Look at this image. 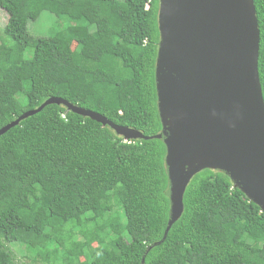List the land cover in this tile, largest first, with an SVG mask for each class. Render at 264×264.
<instances>
[{"label": "trees", "instance_id": "16d2710c", "mask_svg": "<svg viewBox=\"0 0 264 264\" xmlns=\"http://www.w3.org/2000/svg\"><path fill=\"white\" fill-rule=\"evenodd\" d=\"M253 2L264 100V0ZM0 8V128L60 97L144 135L161 132L159 0H0ZM42 10L70 23L33 36L27 20ZM166 153L163 139L124 140L64 104L20 119L0 134V264H140L143 256V264H264V211L209 167L192 176L181 215L146 252L169 217Z\"/></svg>", "mask_w": 264, "mask_h": 264}, {"label": "water", "instance_id": "95a60500", "mask_svg": "<svg viewBox=\"0 0 264 264\" xmlns=\"http://www.w3.org/2000/svg\"><path fill=\"white\" fill-rule=\"evenodd\" d=\"M155 66L160 133L148 136L100 113L50 97L0 128L50 103L111 126L124 140L160 138L170 199L162 242L183 210L192 176L217 168L264 211V100L258 74L259 28L253 0H159ZM144 256L140 264H143Z\"/></svg>", "mask_w": 264, "mask_h": 264}, {"label": "rangeland", "instance_id": "374dc122", "mask_svg": "<svg viewBox=\"0 0 264 264\" xmlns=\"http://www.w3.org/2000/svg\"><path fill=\"white\" fill-rule=\"evenodd\" d=\"M6 19V13L2 8H0V35L3 34L2 29L6 23ZM69 23L70 22L66 17L56 16L48 10H42L36 19L30 21L27 20V29L33 36L48 37L54 35L57 31L65 29ZM92 245L93 247H97V243L95 242ZM9 247L15 256L23 259L24 261L28 260L26 254L29 253L25 251L22 245L19 243H12ZM80 260H83V258L81 257Z\"/></svg>", "mask_w": 264, "mask_h": 264}]
</instances>
